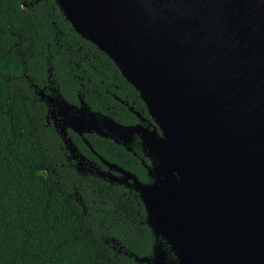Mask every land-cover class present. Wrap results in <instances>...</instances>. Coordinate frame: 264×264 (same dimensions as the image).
I'll list each match as a JSON object with an SVG mask.
<instances>
[{
  "label": "water",
  "instance_id": "obj_1",
  "mask_svg": "<svg viewBox=\"0 0 264 264\" xmlns=\"http://www.w3.org/2000/svg\"><path fill=\"white\" fill-rule=\"evenodd\" d=\"M55 3L75 32L113 61L157 126L125 127L84 100L75 106L54 97L62 118L57 133L66 143L72 146L67 129L126 147L138 134L153 161L147 184L108 164L132 180L154 237L149 257H129L140 264H264V85L199 75L206 40L218 51L227 43L221 10L191 24L171 18L150 24L141 0ZM253 3L234 0L231 23L242 42L264 55V8L252 10ZM188 30L194 50L181 44ZM215 63L221 66L222 57ZM256 70L264 80V65ZM35 92L44 100L43 90L35 86Z\"/></svg>",
  "mask_w": 264,
  "mask_h": 264
},
{
  "label": "trees",
  "instance_id": "obj_2",
  "mask_svg": "<svg viewBox=\"0 0 264 264\" xmlns=\"http://www.w3.org/2000/svg\"><path fill=\"white\" fill-rule=\"evenodd\" d=\"M47 79L54 97L77 104L84 96L94 111L104 112V95L115 86L136 94L55 0H0V264H140L129 255L149 257L154 243L144 205L136 193L83 177L63 161L35 92ZM88 140L142 177L123 148Z\"/></svg>",
  "mask_w": 264,
  "mask_h": 264
},
{
  "label": "flooded vegetation",
  "instance_id": "obj_3",
  "mask_svg": "<svg viewBox=\"0 0 264 264\" xmlns=\"http://www.w3.org/2000/svg\"><path fill=\"white\" fill-rule=\"evenodd\" d=\"M47 81V85L43 87L44 100H40L46 106L45 126L49 129H53L58 135L61 142L59 147L63 154V161L70 169L74 170L83 177H94L101 180L103 179L99 177V175L109 177L114 176L117 180L122 181V184L117 186L134 193L135 191L131 185L132 180L123 178L124 176H122L120 172L113 170L108 164L116 165L122 170L133 174L143 184L152 182V178L148 175V170L152 166L153 161L145 153L138 134H135L132 137L131 141L127 144V147L123 144L117 145L113 141H109L114 143L116 146L123 148L138 161L142 171V177L128 169V167L123 166L116 161L110 160L108 157L98 152L88 140V136H96L95 134H85L84 136H80L73 130L67 129V138L72 141V146L69 143H66V141H64L57 133V128L61 125L62 118L59 116L58 105L56 103L57 101L53 96L56 90L50 86V80L47 79ZM114 89L116 92L110 90L106 91V94L104 95V112L93 110L94 112L100 113L101 116L109 117L125 127H134L139 125L142 128L149 130L157 128L148 113L146 105L140 99L138 92L134 94L130 88L122 86H115ZM80 100H84V96L78 95L77 104L68 103L79 106ZM84 102L87 104L85 100ZM96 138L104 139L98 136H96ZM86 141H88V143H86ZM75 149H77V151ZM128 149H131V152H129Z\"/></svg>",
  "mask_w": 264,
  "mask_h": 264
},
{
  "label": "clouds",
  "instance_id": "obj_4",
  "mask_svg": "<svg viewBox=\"0 0 264 264\" xmlns=\"http://www.w3.org/2000/svg\"><path fill=\"white\" fill-rule=\"evenodd\" d=\"M141 8L150 24L168 18L191 24L204 16L215 17L217 10H221L219 19L226 29L227 43L218 51L214 45L209 47L212 42L206 40L198 53L201 57L199 75L209 79L217 75L232 80L244 77L248 80H256L258 86L264 85V80L259 79L256 70L257 67L264 65V55H261L250 42H242L239 27L231 23L235 10L234 0H141ZM251 8L252 10L264 8V0H254ZM201 30H206V27L202 25ZM190 36L191 30H188L181 44L194 50L196 42ZM218 55L222 57V65L219 67L215 63Z\"/></svg>",
  "mask_w": 264,
  "mask_h": 264
}]
</instances>
